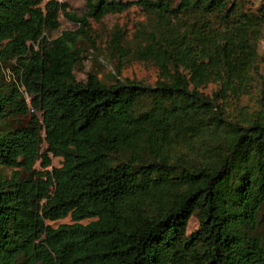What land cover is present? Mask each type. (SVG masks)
<instances>
[{
	"label": "trees",
	"instance_id": "obj_1",
	"mask_svg": "<svg viewBox=\"0 0 264 264\" xmlns=\"http://www.w3.org/2000/svg\"><path fill=\"white\" fill-rule=\"evenodd\" d=\"M84 2L78 15L65 1L0 0V57L19 81L0 90V167L20 168L0 176V264H264L246 232L264 206V2ZM133 3L159 26L134 48L115 26L114 81L77 80V42L95 48L89 20ZM59 14L78 27L48 41ZM132 59L157 68L154 84L119 77ZM253 85L262 109L230 111ZM12 116L29 120L2 125ZM184 145L193 152L173 154Z\"/></svg>",
	"mask_w": 264,
	"mask_h": 264
},
{
	"label": "rangeland",
	"instance_id": "obj_2",
	"mask_svg": "<svg viewBox=\"0 0 264 264\" xmlns=\"http://www.w3.org/2000/svg\"><path fill=\"white\" fill-rule=\"evenodd\" d=\"M47 0H41L40 5L43 6ZM65 1L69 5V9L76 14L81 15L85 11L84 0H59ZM136 0H133V2ZM249 4L254 8H258L264 0H248ZM177 1H173V5H176ZM60 25L57 29L52 31H46L45 37L48 41L59 36L64 30H75L78 25L68 21L62 14H59ZM90 22V36L93 38L94 46L87 41V39H79L77 45L81 48L83 60L74 69V76L79 81L86 79L88 72H93L97 77L105 82L110 83L114 81L113 74L116 71L117 54L112 53L108 46V40L115 26H118L125 33L124 44L130 48H134L140 41L141 45L144 44L141 34L144 32L155 31V28L159 26V21L145 12L141 6L132 4L128 9L119 12L105 15L100 22L89 20ZM258 51V65L263 74L264 81V24L262 27L261 38L257 43ZM119 77L134 78L147 84H154L158 78V70L151 63L141 60L132 59L121 70ZM17 66L13 57L7 56L5 58L0 57V90H7L12 83H18L17 79ZM216 86L215 83H209L203 91L209 92ZM258 86L253 85L251 89L238 100L232 101L229 104V109L233 113L241 116L242 113H251L253 111H259L262 109V104L258 99ZM29 116H12L5 119V123L2 124L7 128H14L19 125H24L28 122ZM44 145H42L43 147ZM176 156H182L186 152H193L190 145H184L182 147L177 146L172 150ZM196 158V155H193ZM61 158L52 157L51 165L60 166ZM35 168H40L38 162L34 165ZM51 168V167H49ZM13 169L20 170V168L0 167V176L8 177ZM89 220H82V223H86ZM258 225L255 229L249 228L248 235L257 237L261 244L264 246V206L258 213ZM69 216L58 220H46V223L56 227L61 223H71ZM198 226V220L195 215H192L188 221L186 232L189 234Z\"/></svg>",
	"mask_w": 264,
	"mask_h": 264
}]
</instances>
